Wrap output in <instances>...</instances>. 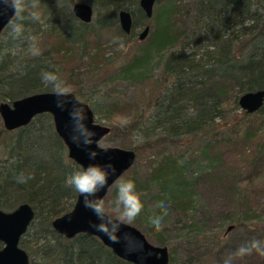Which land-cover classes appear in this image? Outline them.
<instances>
[{"label":"trees","instance_id":"1","mask_svg":"<svg viewBox=\"0 0 264 264\" xmlns=\"http://www.w3.org/2000/svg\"><path fill=\"white\" fill-rule=\"evenodd\" d=\"M79 1L24 0L23 10L1 32L0 103L56 93L42 74L61 79L64 66L65 84L78 100L79 78L107 73L114 87L134 85L138 95L133 101L113 91L100 97L107 135L122 139L123 148L136 154L130 172L109 189L107 204L114 208L118 184L131 180L143 210L127 225L160 247L166 244L161 232L170 229L184 232L176 246L195 247L210 237L224 256L222 243L234 232L238 237L226 246L228 255H258L263 213L249 199L250 188L239 182L242 172L249 185L264 171V102L247 114L237 98L264 90V0H156L154 28L143 47L116 60L105 52L111 42L106 37L128 45L133 30L147 21L138 0H85L93 9L88 24L72 15L70 8ZM120 10L132 17L129 35L118 27ZM187 23L188 28L178 26ZM42 39H47L45 48ZM90 109L94 114L96 107ZM119 116L122 122L114 121ZM65 150L49 115H37L13 132L0 128V210L8 213L20 204L33 209L19 240L28 264H129L98 239L77 235L65 240L51 230L53 219L69 212L78 194L66 179L80 168ZM142 152L154 160L141 162ZM21 175L32 178L20 183ZM148 194L153 205L147 203ZM112 207L110 215L116 217ZM156 217H162L159 231L151 223ZM176 252L169 247V264L199 263L191 254L181 260Z\"/></svg>","mask_w":264,"mask_h":264},{"label":"water","instance_id":"2","mask_svg":"<svg viewBox=\"0 0 264 264\" xmlns=\"http://www.w3.org/2000/svg\"><path fill=\"white\" fill-rule=\"evenodd\" d=\"M156 0H138V6L147 20L151 19ZM10 0H0V37L1 32L13 19L16 11L9 6ZM71 12L76 20L83 24L92 21L93 9L89 4L76 2L71 6ZM118 27L125 34L132 31V17L129 12L120 10L117 13ZM150 28L144 26L137 36L139 41H144ZM71 96L77 99L72 93ZM57 93H36L14 100L11 103H0V122L4 131L13 132L16 129L26 127L37 115H49L53 131L67 152V158L75 163L80 171L90 165H106L111 163L115 172L109 170V176L105 187L97 193V197L103 200L109 189L115 182L134 165L136 154L130 149L111 147H100L99 143L109 133V128L95 123L93 112L85 103L84 112L86 120L84 123L94 136L91 149L81 143L79 146L73 142L74 121L70 116L72 105L64 109L57 107ZM78 100V99H77ZM264 90L247 92L237 98V104L241 111L254 114L263 105ZM96 150L98 155L95 160L89 159L88 152ZM72 209L61 216L55 217L51 222V230H54L65 240H72L77 235L93 237L98 239L111 254L119 260L129 264H169L167 247L152 246L139 230L133 226L122 224L118 233L119 243H113L107 235L96 230L94 224L100 223L92 210L84 206V196L76 195ZM33 209L26 204H20L8 213L0 210V264H28V255L19 248L20 238L27 232V228L33 219ZM231 229H226L228 232Z\"/></svg>","mask_w":264,"mask_h":264},{"label":"rangeland","instance_id":"3","mask_svg":"<svg viewBox=\"0 0 264 264\" xmlns=\"http://www.w3.org/2000/svg\"><path fill=\"white\" fill-rule=\"evenodd\" d=\"M79 2L87 4V2L85 0H80ZM155 6L156 5H154V7H153L151 17H153V12L155 10ZM146 25L148 26V28H150L149 33L147 35V36H149V34L153 31V28H154L152 18L147 20L143 26L137 27L133 30L132 37L130 38L131 41L128 43V45H124V43L121 42L117 38L106 37V39L111 41L106 47H104L105 52L109 56L108 58L114 57V60H116L118 58V56L129 57L131 54H133L134 51H136V49L143 47L146 39H144V41L142 43V41H139L137 39V36L143 30V27ZM178 26H180V28L190 27L188 25V23L184 24V25H178ZM46 41H47V39H42L39 42V43H41L42 48H45V42ZM111 49L116 51L115 54L114 53L111 54ZM63 69H64V71L62 73L63 77L61 79H62V81L65 82V81H67L66 80V71H65L66 66H64ZM156 73L159 74L157 71H156ZM111 78H112L111 75H109L107 73H102L101 76L99 77V79L90 78V80H84L83 78L82 79L79 78L78 81L76 80V83L79 86L78 98L83 103H85L88 107H90V108L96 107V111L94 109L93 118H94L95 123H97L101 126L104 125V121L100 120L101 119L100 116L102 115V107H101V98L100 97H102V95L105 92L113 91L118 98H120L123 101L125 100V102L133 101L135 99V96L138 95V90L136 89V87H133L134 85L126 84L124 86L114 87L110 81ZM114 121L122 122V118H120V116L116 117V118H114ZM248 121L251 123L252 121H255V119L252 118ZM104 126H106V124ZM0 128L2 129V122H0ZM99 146L102 148H104V147H111V148L117 147V148L125 150L123 148L124 142L122 141V139L113 138L109 135H106V136H104V138L101 139ZM169 151L171 152V151H173V149L172 148L168 149L167 152H165L164 154H170ZM65 152H66V150H65ZM66 155H67V152H66ZM139 160H141V162H143V163L146 162V164H148L149 161H153L154 159L149 158L146 153L142 152L139 154ZM127 172H130V171H127ZM241 174H240L241 175L240 177L242 179H240V182H239L240 187H244V185L246 183V185L250 188L249 199L253 203L257 202L255 206L258 205L257 210L262 212L263 213L262 217H264V171H259V173H257L254 180L249 185L247 184V181L245 179V175H246L245 172H242ZM124 175L126 176V174H124ZM145 196H146V200L148 201L147 203L151 204L152 203L151 195L148 194ZM109 197H110V191H108L107 197L105 198L106 201L103 203H104L105 208L107 209L108 213L110 214L111 211L109 212L108 207L110 208V207H112V205H111V202H109L107 204V199H109ZM113 205H115V204H113ZM152 205H153V203H152ZM149 207L151 208V205H149ZM114 208H113V210H114ZM161 233H162V235H160V237L164 238V240L166 242L164 247H167L168 252H169V247H173L175 249V252L177 251L176 256L179 257L181 260L183 257H186V254H191V257L194 258L193 259L194 263H196L198 260L200 264H264V240H262L260 242L258 241V243L261 244V247H259L258 249L255 248L258 251L257 252L258 255H256V256L249 255V256H247L246 259H242V257L237 258V256L228 255L226 252V250L230 251V249L226 248V246L231 247V245L229 244L231 238H234V237L237 238L238 237V234H236L234 232H232V233L229 232V235L227 237H225V239L222 243L223 245L221 246L220 250H223V252L225 253L224 256L220 255L218 253V251L216 249H214V247H213L214 245H212L210 243V239H211L210 237H207L200 244H197L195 247H188L187 248L185 246H182V248H180V246H176V244L177 245L180 244V239L178 238V236H179L178 234H180L182 236V238H185L184 232L177 233L176 231H171L169 229V230H165ZM183 235H184V237H183ZM146 239L152 246L154 245V246L160 247L159 245H157V242L153 238L152 239L146 238Z\"/></svg>","mask_w":264,"mask_h":264},{"label":"clouds","instance_id":"4","mask_svg":"<svg viewBox=\"0 0 264 264\" xmlns=\"http://www.w3.org/2000/svg\"><path fill=\"white\" fill-rule=\"evenodd\" d=\"M24 0H10L9 6L14 11L23 10ZM43 83L51 86L57 93V107L64 109L67 105H72L70 116L74 121L73 134L71 139L78 146L83 143L84 146L91 149V144L94 143L95 134L87 129L84 121L86 115L82 101L71 96L69 87L54 73H43ZM98 155L96 150L88 152L89 159L95 160ZM109 170L115 172V168L111 163L106 165H90L89 167L72 172L66 179V184L73 188L77 193L84 196V206L93 211L100 221L94 224L93 227L97 231L104 233L112 240L113 243H119L118 233L122 224H131L140 215L143 210V204L139 195L135 190V183L127 180L118 184V195L114 202L115 211L118 213L116 217L111 216L102 200L97 197V193L101 191L107 184ZM31 176L18 177V182L26 183ZM151 223L157 231L161 229L162 217L151 219ZM245 250L241 249L243 253Z\"/></svg>","mask_w":264,"mask_h":264},{"label":"flooded vegetation","instance_id":"5","mask_svg":"<svg viewBox=\"0 0 264 264\" xmlns=\"http://www.w3.org/2000/svg\"><path fill=\"white\" fill-rule=\"evenodd\" d=\"M20 248V247H19ZM20 249H22V248H20ZM25 252V251H24Z\"/></svg>","mask_w":264,"mask_h":264}]
</instances>
